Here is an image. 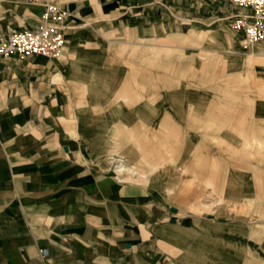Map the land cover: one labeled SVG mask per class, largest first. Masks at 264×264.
Masks as SVG:
<instances>
[{"label":"crops","instance_id":"obj_1","mask_svg":"<svg viewBox=\"0 0 264 264\" xmlns=\"http://www.w3.org/2000/svg\"><path fill=\"white\" fill-rule=\"evenodd\" d=\"M56 1L60 56L0 58V264H264V40L249 53L245 35L225 25L249 9L226 0ZM43 11L0 0V38L36 29ZM180 16L195 24L189 38L206 39L188 48L190 76L164 79L161 64L145 102L124 90L110 106L115 88L132 83L110 74L111 51L133 43L108 36L158 40ZM100 111L146 124L129 128L137 146L106 166L135 173L127 152L140 151L131 165L156 166L154 186L102 168L110 153L100 151L112 148L100 147L92 122Z\"/></svg>","mask_w":264,"mask_h":264},{"label":"rangeland","instance_id":"obj_2","mask_svg":"<svg viewBox=\"0 0 264 264\" xmlns=\"http://www.w3.org/2000/svg\"><path fill=\"white\" fill-rule=\"evenodd\" d=\"M50 3H56V0H47ZM188 7H185L187 9ZM194 9L189 8V11L184 10L185 13H190ZM197 15L201 14L203 8L199 7L196 9ZM209 13V12H208ZM225 25L229 27L228 21H225ZM178 29H165L163 35L158 38H149L146 40H138L135 38L129 37H120L116 36L114 33H111L108 36L110 41L116 42H130L133 43L132 45L127 46H120L119 44L115 45L118 48L115 49V52L111 51V56L109 66L107 67L110 74H113L114 71V78L117 80H121L119 84H123V80H131V86L124 87V86H117L115 88L116 94L110 98H107V102L110 106H114L115 104H122L124 101L123 92L124 90L129 91L131 90L133 93L139 92L141 94L140 97L134 99L137 103L141 101L143 98V102L146 101L149 90H154L155 88H150L148 83L150 80H154L156 78V69L157 66L160 68L162 64L163 72L158 71L164 79H173V78H188L190 76L188 63L190 60H193V56H189L188 48L196 47L199 48L204 45L205 38L201 39L196 42L189 38L187 35L188 30H193L195 24L190 21V19L186 18L185 16H180V20L177 21ZM223 25V22H216L212 23L208 29H212L211 27H220ZM224 25V26H225ZM202 28V27H201ZM138 32L130 33L131 37H136ZM195 42V44H194ZM140 44V45H139ZM242 45L244 46V51L249 52L251 45L247 44L246 38L242 40ZM158 47V48H157ZM250 53V52H249ZM197 62H204V56L198 54L195 57ZM208 60V59H207ZM206 60V61H207ZM251 62V59H249ZM198 72V71H197ZM193 77V71L191 72ZM112 76V75H111ZM110 76V77H111ZM113 113H108L107 111H100V117L98 119H93L92 122L94 126H97L100 130V134H98V139L101 148L111 147L112 149L109 151L107 149L102 150L100 152L104 153L103 155L109 156L99 158V163H102V168L106 170H111L118 174V178L127 179L125 183H132L138 184L143 186H151L153 185V180H156V171L157 167L154 166V171L148 172L152 166L146 165H131L137 161H132L131 158H140L141 155L140 151L137 150H128V164L130 168L137 171L135 173H130L128 171L124 172H116L114 169L108 168L106 166V160L112 155V153H123L125 152L124 148H132L137 146L136 139L137 136L134 134H130V127H144L145 123L141 119H133L130 121H125L124 118H106L107 115L111 116ZM123 114V112H122ZM111 123V126L108 124ZM108 127H114L113 130L119 132L118 134H108L109 131ZM125 127L128 128L125 130ZM128 132V133H126ZM109 143V144H108ZM122 155L126 160L124 154ZM143 162V161H141ZM128 165V166H129ZM169 168V166H165L164 169ZM161 169V168H160ZM178 169V168H177ZM183 169V168H182ZM184 171V170H183ZM186 172V171H184ZM139 173L144 174L142 178ZM127 177V178H125ZM195 181V179H193ZM154 186V185H153ZM201 201V200H200ZM192 251V250H191ZM195 254H203L204 248L202 246H196L195 250L192 251Z\"/></svg>","mask_w":264,"mask_h":264},{"label":"built area","instance_id":"obj_3","mask_svg":"<svg viewBox=\"0 0 264 264\" xmlns=\"http://www.w3.org/2000/svg\"><path fill=\"white\" fill-rule=\"evenodd\" d=\"M40 4L44 11L34 30H18L0 38V58L42 56L57 59L64 48V38L57 20L63 17L59 8L47 0H29ZM238 9H249L248 14L226 18L229 26L245 35L247 44L264 40V0H226Z\"/></svg>","mask_w":264,"mask_h":264}]
</instances>
